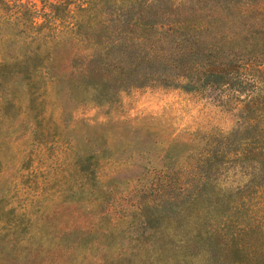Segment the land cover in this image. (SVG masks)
Listing matches in <instances>:
<instances>
[{"label":"trees","instance_id":"obj_1","mask_svg":"<svg viewBox=\"0 0 264 264\" xmlns=\"http://www.w3.org/2000/svg\"><path fill=\"white\" fill-rule=\"evenodd\" d=\"M52 86L98 103L153 86L254 93L241 117L248 132L259 122L258 144L235 131L180 172L154 174L132 254L146 252L148 264H264V98L255 91L264 90V0H0V113L18 95L35 108ZM231 161L253 163L255 174L223 191L213 169Z\"/></svg>","mask_w":264,"mask_h":264},{"label":"rangeland","instance_id":"obj_2","mask_svg":"<svg viewBox=\"0 0 264 264\" xmlns=\"http://www.w3.org/2000/svg\"><path fill=\"white\" fill-rule=\"evenodd\" d=\"M252 94L153 86L98 103L52 86L31 110L18 95L8 117L0 113V264H148L146 252L132 254V241L143 232L142 204L155 198L154 174L180 172L235 131L258 144L259 122L248 132L241 117ZM213 170L223 191L255 174L241 161Z\"/></svg>","mask_w":264,"mask_h":264}]
</instances>
